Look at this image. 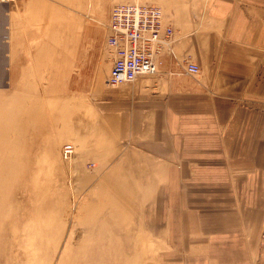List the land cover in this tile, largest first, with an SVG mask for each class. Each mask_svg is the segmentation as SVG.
<instances>
[{"label": "rangeland", "instance_id": "obj_1", "mask_svg": "<svg viewBox=\"0 0 264 264\" xmlns=\"http://www.w3.org/2000/svg\"><path fill=\"white\" fill-rule=\"evenodd\" d=\"M123 2L0 0V264H166L175 253L156 163L115 145L101 120L100 97L124 88L104 85L107 15Z\"/></svg>", "mask_w": 264, "mask_h": 264}, {"label": "crops", "instance_id": "obj_2", "mask_svg": "<svg viewBox=\"0 0 264 264\" xmlns=\"http://www.w3.org/2000/svg\"><path fill=\"white\" fill-rule=\"evenodd\" d=\"M142 1L173 35L157 73L100 113L156 163L166 264H264V0Z\"/></svg>", "mask_w": 264, "mask_h": 264}, {"label": "built area", "instance_id": "obj_3", "mask_svg": "<svg viewBox=\"0 0 264 264\" xmlns=\"http://www.w3.org/2000/svg\"><path fill=\"white\" fill-rule=\"evenodd\" d=\"M125 0L110 8L106 22V46L113 59L104 85L117 88L131 84L140 76L154 74L161 65L164 42L173 35L170 26L160 18V11L152 5ZM195 64H187L185 73L191 77L198 73ZM71 145H64L61 157L72 154Z\"/></svg>", "mask_w": 264, "mask_h": 264}, {"label": "bare ground", "instance_id": "obj_4", "mask_svg": "<svg viewBox=\"0 0 264 264\" xmlns=\"http://www.w3.org/2000/svg\"><path fill=\"white\" fill-rule=\"evenodd\" d=\"M124 1H125V0H124ZM135 1H136L137 3H140L141 0H135ZM135 1H134V2H135ZM158 10H159V9H158ZM160 18H161V20L163 21V16H162V11H161V10H160ZM165 25H166V24H165ZM170 39H171V38H170ZM170 39H169V40H170ZM162 46H163V48L167 47V46H168V41H167V42H164V43L162 44ZM112 53H113V52H112ZM157 71H158V69H157ZM157 71H156L154 74H156ZM154 74L143 75V76H151V75H154ZM140 77H141V76H140ZM138 78H139V77H138ZM138 78H137V79H138ZM137 79H135V81H136ZM135 81H134V82H135ZM134 82H133V83H134ZM131 84H132V83H131ZM127 85H130V84H127ZM120 86H124V85H120ZM120 86H119V87H120ZM72 149H73V147H72Z\"/></svg>", "mask_w": 264, "mask_h": 264}]
</instances>
